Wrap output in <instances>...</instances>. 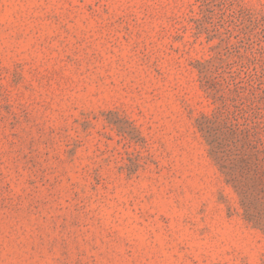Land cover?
Masks as SVG:
<instances>
[{"label":"rangeland","instance_id":"1","mask_svg":"<svg viewBox=\"0 0 264 264\" xmlns=\"http://www.w3.org/2000/svg\"><path fill=\"white\" fill-rule=\"evenodd\" d=\"M0 264H264V0H0Z\"/></svg>","mask_w":264,"mask_h":264}]
</instances>
